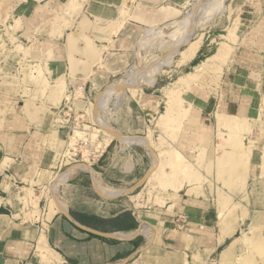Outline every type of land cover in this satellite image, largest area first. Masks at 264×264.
Segmentation results:
<instances>
[{
  "label": "crops",
  "instance_id": "0c3cea01",
  "mask_svg": "<svg viewBox=\"0 0 264 264\" xmlns=\"http://www.w3.org/2000/svg\"><path fill=\"white\" fill-rule=\"evenodd\" d=\"M192 1L11 2L14 19L22 21L20 37H36L53 84L64 81L67 91L83 87L93 93L131 67L135 45L148 38L153 25L165 28L182 20ZM258 26L254 23L240 36L223 70L220 93L188 94L186 128L197 133V146L206 151L205 164L213 168L211 176L201 172L209 182L200 188L194 183L163 193V206L132 202L127 208L86 197L94 186L90 173V179L77 175L76 183H69L85 194L77 207L70 203L46 227L30 222L20 205L21 192L31 187L38 192L56 175L67 136L56 125L62 103L57 97L63 88L49 87L43 77L37 83L49 90L46 107H41L44 98L39 95L35 106L23 104L8 112L0 108V264H264V23ZM151 102L159 101L153 95ZM147 106L155 109L149 102ZM116 147L113 140L103 147L96 164L99 178L132 185L134 176L107 172ZM249 148L252 155L245 167L242 158ZM224 151L230 155L221 159ZM218 163L223 173L219 183ZM142 185L146 183L131 188ZM44 240L51 249L47 259L38 248Z\"/></svg>",
  "mask_w": 264,
  "mask_h": 264
},
{
  "label": "rangeland",
  "instance_id": "374dc122",
  "mask_svg": "<svg viewBox=\"0 0 264 264\" xmlns=\"http://www.w3.org/2000/svg\"><path fill=\"white\" fill-rule=\"evenodd\" d=\"M6 1H0V108L8 112L9 109L23 104L26 108L35 106L39 95L44 98L41 107H46L49 103L46 102L49 90L39 88L37 83V79L45 77L49 87L53 84L51 75H47L49 70L44 66L45 52L36 45L34 35L20 37L18 32L21 30L22 21L13 17L12 0L9 5ZM185 14L187 15L181 20L183 22L180 27L176 24L163 27V30L151 36L150 33L146 40L137 43L131 67L100 91H67L64 81L53 84L63 88L62 95L57 97L59 101L62 99L60 108L69 99L67 106L72 108V127L84 130L88 125L89 128L86 130L87 135L71 140L72 147L68 145L73 133H67L63 149L58 155L56 175L49 184L40 187L38 192H34L33 187L23 188L22 191L27 196L30 195L26 198L21 192L23 198L19 201L21 206L24 205L30 222L45 226L50 221L52 209H55L52 205L53 194L66 205V210L70 203L72 207H77L84 200L85 194L86 197H93L98 201L112 200L123 207H133L132 202L140 203L133 196L141 192L144 193V199L142 204L137 205L144 206V202L150 197L146 206L153 207L165 204L163 193L178 192L186 185L194 183L200 188L209 182L203 176L206 175L205 171L211 176L213 165L205 164L206 151L197 146V133H191L186 128L191 114L189 106H186L188 94L191 91L220 93L223 70L232 58L240 36L254 23L259 25L258 28L263 26L264 0H193ZM260 18L262 20L259 21ZM189 27L192 28V33L179 43L178 39L185 35ZM197 41L201 46L196 60L190 62L192 59H188L184 62L181 52ZM214 56L217 57L211 61L210 58ZM188 73H192L191 76L188 77ZM148 75L152 76L153 83L139 87ZM111 85L119 88L109 94L107 88ZM105 94L108 97L100 102L99 98L105 97ZM153 95L159 102H151ZM22 101L24 102L20 103ZM148 102L151 105L149 107L154 105L155 109L148 110ZM178 108L185 109L183 115L174 114L173 110ZM96 119L100 126L96 124ZM138 138L146 139L147 142L143 144L136 140ZM109 140L117 143V147L111 152L113 155H110L113 161L111 160V166L107 170L109 176L111 171L121 170L129 177L134 176L132 185L125 184V180L114 182L108 177L106 180L113 182V185L106 180H100V170L96 169V164ZM165 150L167 152L163 154ZM251 150L249 148L247 151ZM156 157L161 159H158L161 163L158 168ZM170 162L175 164L172 169H169ZM81 165H90L97 172H78V176L86 175L87 179L92 174L94 179V186L90 185L85 194L77 185L69 186L71 182L76 183L77 178L74 177L77 175L62 178L63 173ZM216 169L219 183L222 181V165L218 163ZM201 172H204L203 176ZM72 178L74 179L70 180ZM98 182L113 193H102L98 189ZM142 182L146 185L131 188ZM88 183L90 184V180Z\"/></svg>",
  "mask_w": 264,
  "mask_h": 264
},
{
  "label": "bare ground",
  "instance_id": "6f19581e",
  "mask_svg": "<svg viewBox=\"0 0 264 264\" xmlns=\"http://www.w3.org/2000/svg\"><path fill=\"white\" fill-rule=\"evenodd\" d=\"M75 2H76V0H75ZM182 22L183 21H181V19L179 20V21H175L174 23L172 22L171 23V26L173 25V24H176L177 26H179L180 27V25L182 24ZM168 25V24H167ZM166 26V25H165ZM164 27V26H163ZM168 27V26H167ZM167 27H165V28H167ZM192 27V26H191ZM159 30H163L162 28H157V27H151L150 28V31L149 32H147L148 33V35H145V36H147V37H149V34H150V36L152 35V34H154V33H156V32H159ZM167 30V29H166ZM192 33V28H188V30H186V32H185V35H183L181 38H179L178 39V41H179V43H182V40H184V39H186V38H188L189 36H190V34ZM162 34H164L163 32H162ZM144 38V37H143ZM142 41V40H141ZM200 48V43L197 41V42H193V43H191L188 47H187V49L186 50H184V51H182L181 52V55H182V57H183V61L184 62H186L188 59H193L194 57H195V55L197 54V52H198V49ZM215 57H217V56H214V57H211L210 58V60L211 61H213L214 60V58ZM191 74L192 73H188L187 74V76L189 77V76H191ZM149 76V77H148ZM147 77H146V79H145V82H143V83H140L139 84V87H144V86H146V85H149V84H151V83H153V78H151L152 76H150V75H148ZM43 78V77H42ZM41 78V79H42ZM39 85V84H38ZM119 88V86H117V85H111V86H109L108 88H107V92H109V94H111V92L112 91H116L117 89ZM106 97H108L107 96V94H105V97L104 96H102L101 98H99L100 99V102H101V99H104V98H106ZM99 105H100V103H99ZM186 108V110L188 109V107H185ZM173 111H175L174 112V114L175 115H181L184 111H185V109L183 110V108H178V109H175V110H173ZM179 111V112H178ZM178 112V113H177ZM177 113V114H176ZM183 115V114H182ZM96 124L97 125H99L100 126V122L96 119ZM95 124V125H96ZM221 124H223L224 125V123H221ZM238 125V124H237ZM236 125L234 124V126H233V129H234V127H235ZM237 127V126H236ZM89 128V126L88 125H86L85 126V128H84V130H75V132H74V134L71 136V138H70V140H69V145L68 146H71L72 147V144H71V140H76L77 138H82L83 136H85V135H87L88 133H86V130ZM239 128H240V126H239ZM232 129V130H233ZM238 129V128H237ZM239 130V129H238ZM242 130H243V128H242ZM241 129H240V131H242ZM88 131V130H87ZM100 131V130H99ZM234 131V130H233ZM239 131V132H240ZM235 132V131H234ZM238 133V132H237ZM77 134H80L79 136L77 135ZM112 134V133H111ZM112 137V136H111ZM110 138V137H109ZM124 139V138H123ZM128 140V139H127ZM137 141H139V142H142L143 144H145L147 141H146V139H143V138H138V139H136ZM124 141H126V140H124ZM132 141V140H131ZM251 141V140H250ZM128 142H130V141H128ZM127 142V143H128ZM109 143H110V140L107 142V145H109ZM245 147V146H244ZM69 150V149H68ZM169 151V150H168ZM164 152H167V150H165V151H163L162 153L164 154ZM155 154V153H154ZM161 154V153H160ZM171 153L169 152V155H170ZM228 155H230V153L229 152H227V151H224L222 154H221V156H220V158L221 159H224V158H227L228 157ZM156 156H157V154H156ZM159 156V155H158ZM157 156V157H158ZM164 156V155H163ZM162 156V157H163ZM156 157V158H157ZM165 157V156H164ZM155 158V159H156ZM168 158H170V157H168ZM173 158V157H172ZM179 158V157H178ZM158 159H160V158H157L156 159V162H157V168L159 167V165L161 164L160 162H159V160ZM166 160H167V158H165ZM250 159H251V151H247L246 153H245V155H244V157L242 158V163H244V165H242V166H245V167H247L248 165H249V163H250ZM161 160V159H160ZM164 160V159H163ZM165 160V161H166ZM181 160V159H180ZM179 160V161H180ZM185 163V162H184ZM179 164V163H178ZM190 164V163H189ZM175 164L174 163H172V162H170V165H169V169L171 168V167H173ZM188 165V164H187ZM192 166H193V164H191ZM162 166V165H161ZM184 166V165H183ZM195 166V165H194ZM193 166V167H194ZM172 169V168H171ZM184 169V168H183ZM86 170H88V171H93L94 172V170H93V168H92V166H90V165H81V166H76V167H74V168H72V169H69L68 171H66L65 173H63V175H62V178L63 177H66V176H68V177H74V176H76L77 174H78V172L79 171H86ZM157 171H158V169H157ZM161 171V170H160ZM186 172H188V171H186ZM157 174V173H156ZM61 177V176H60ZM160 178V177H159ZM162 178H164V177H162ZM59 180H60V178H59ZM98 181H100V180H98ZM57 183V182H56ZM101 183V182H100ZM52 189H54V186H52ZM98 189L102 192V193H106V194H111V193H113L112 191H110L109 189H107V188H105V187H103V186H100L99 185V182H98ZM28 191H30V190H28ZM149 193H151V192H149ZM27 194H28V192H27ZM24 195H26V193H24ZM30 195V194H29ZM29 195L27 196L26 195V198L28 197L29 198ZM156 197V196H155ZM133 198L135 199V198H137V199H139L138 201L142 204V202H143V199H144V193H138L137 195H134L133 196ZM153 198V197H152ZM150 197H148V200L146 199V201L144 202V204L146 205L147 204V201H149L150 202ZM154 199V198H153ZM26 201H27V199H26ZM52 201H53V204L52 205H54L55 206V209H52V212H51V216H53L55 213H58V212H62V211H65L66 209H65V207H66V205L59 199V197H57V195H55V194H53V196H52ZM153 201V200H152ZM158 201V200H157ZM157 201H156V204H157ZM28 202H30V201H28ZM161 202V201H160ZM159 202V203H160ZM25 203V202H24ZM27 203V202H26ZM67 203V202H66ZM139 203V204H140ZM138 203H136V205H137ZM138 204V205H139ZM149 204V203H148ZM26 205V204H25ZM28 205V204H27ZM161 205V204H160ZM159 205V206H160ZM163 206V205H162ZM139 207H141V206H139ZM142 207H144V206H142ZM148 207V206H147ZM85 208V207H84ZM91 210V209H90ZM33 212V211H32ZM34 213V212H33ZM37 213V212H36ZM251 235V234H250ZM44 236H45V234H44ZM43 236V237H44ZM43 239V238H42ZM45 239V238H44ZM250 240V239H249ZM38 248H39V250H40V252H41V255L43 256V258H45V259H47L50 255V253H51V249H50V247H49V245H48V243L47 242H45V240L44 241H41L40 242V244H39V246H38Z\"/></svg>",
  "mask_w": 264,
  "mask_h": 264
},
{
  "label": "built area",
  "instance_id": "2783aa9c",
  "mask_svg": "<svg viewBox=\"0 0 264 264\" xmlns=\"http://www.w3.org/2000/svg\"><path fill=\"white\" fill-rule=\"evenodd\" d=\"M82 89H83V87L78 88L74 91L77 92V91L82 90ZM68 103H69V99L67 100L66 105L63 108L59 109L57 119H56V125H58L61 129L66 130L68 134H70V133L74 134L76 127L75 126L72 127V124H71L72 108L67 106Z\"/></svg>",
  "mask_w": 264,
  "mask_h": 264
},
{
  "label": "water",
  "instance_id": "95a60500",
  "mask_svg": "<svg viewBox=\"0 0 264 264\" xmlns=\"http://www.w3.org/2000/svg\"><path fill=\"white\" fill-rule=\"evenodd\" d=\"M73 222H74L76 225H78L79 227L84 228V227H82L80 224H78L76 221L73 220ZM84 229L87 230V231H89V232H93V231L90 230V229H87V228H84ZM154 236H155V235H153V238H154ZM153 238L151 239V242L153 241ZM141 251H142V250L138 251V253L141 252Z\"/></svg>",
  "mask_w": 264,
  "mask_h": 264
}]
</instances>
